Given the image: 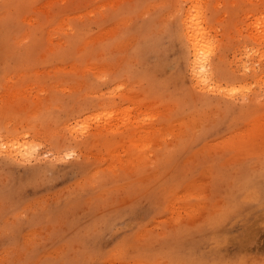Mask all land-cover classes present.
I'll return each instance as SVG.
<instances>
[{
  "label": "rangeland",
  "instance_id": "rangeland-1",
  "mask_svg": "<svg viewBox=\"0 0 264 264\" xmlns=\"http://www.w3.org/2000/svg\"><path fill=\"white\" fill-rule=\"evenodd\" d=\"M0 139V264H264V0H0Z\"/></svg>",
  "mask_w": 264,
  "mask_h": 264
},
{
  "label": "bare ground",
  "instance_id": "bare-ground-1",
  "mask_svg": "<svg viewBox=\"0 0 264 264\" xmlns=\"http://www.w3.org/2000/svg\"><path fill=\"white\" fill-rule=\"evenodd\" d=\"M181 27L187 44L188 68L191 73L192 79L197 85L202 86L203 88H209L213 80V78L211 77L212 68L208 61V55L211 54L209 51L211 50V46L207 37L206 30L198 21L195 13L192 12V8L187 11L185 17L182 19ZM207 52H209V54ZM121 114H124V112H121ZM109 116H111V114ZM1 140L2 139H0V141ZM17 149L19 150L22 148L18 147ZM25 151L26 150L22 152L25 153ZM31 152L32 151H30V153ZM25 154H27V151Z\"/></svg>",
  "mask_w": 264,
  "mask_h": 264
}]
</instances>
